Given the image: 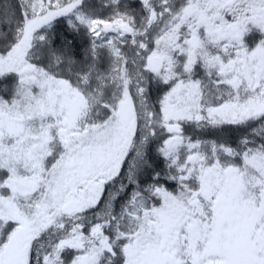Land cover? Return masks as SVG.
Returning <instances> with one entry per match:
<instances>
[{"label":"snow or ice","instance_id":"snow-or-ice-1","mask_svg":"<svg viewBox=\"0 0 264 264\" xmlns=\"http://www.w3.org/2000/svg\"><path fill=\"white\" fill-rule=\"evenodd\" d=\"M0 264H264V0H0Z\"/></svg>","mask_w":264,"mask_h":264},{"label":"trees","instance_id":"trees-1","mask_svg":"<svg viewBox=\"0 0 264 264\" xmlns=\"http://www.w3.org/2000/svg\"><path fill=\"white\" fill-rule=\"evenodd\" d=\"M127 3H136V0H125ZM96 3L99 4L100 0H96ZM102 14L104 15H110V10L108 9H101ZM54 39H55V46L57 48L62 47L65 45L66 40L71 42V47L74 53H76L78 56H82L85 48L87 47V39L85 37H82L81 35L74 34L69 32L66 29V25L61 23L56 26V32L54 33ZM155 96V93L153 94V98ZM233 139L238 135V133H233ZM156 163H162L160 161H157Z\"/></svg>","mask_w":264,"mask_h":264}]
</instances>
